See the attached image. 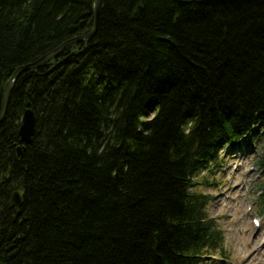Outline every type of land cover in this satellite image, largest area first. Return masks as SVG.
Listing matches in <instances>:
<instances>
[{"label":"trees","instance_id":"obj_1","mask_svg":"<svg viewBox=\"0 0 264 264\" xmlns=\"http://www.w3.org/2000/svg\"><path fill=\"white\" fill-rule=\"evenodd\" d=\"M94 3L0 0V113L20 67L91 33ZM27 110L36 138L18 160ZM252 135L264 136V0H102L95 35L12 91L0 264H203L222 243L208 190ZM258 187L264 214V176Z\"/></svg>","mask_w":264,"mask_h":264},{"label":"rangeland","instance_id":"obj_2","mask_svg":"<svg viewBox=\"0 0 264 264\" xmlns=\"http://www.w3.org/2000/svg\"><path fill=\"white\" fill-rule=\"evenodd\" d=\"M240 148L230 153L233 159L225 163L217 177L220 184L208 190L214 194L208 214L222 232L219 251L226 255L211 257L205 264H264V217L255 209L262 176L256 163L264 156V136L257 139L252 135L241 142ZM255 220H259L260 228Z\"/></svg>","mask_w":264,"mask_h":264},{"label":"water","instance_id":"obj_3","mask_svg":"<svg viewBox=\"0 0 264 264\" xmlns=\"http://www.w3.org/2000/svg\"><path fill=\"white\" fill-rule=\"evenodd\" d=\"M101 2H102V0H95V3H94V7H93L94 27H93L91 33H89L85 37L76 38V39H73L69 42L64 43L59 48H57L55 51L47 54L46 56H44L43 58H41L40 60H38L34 63L28 64L26 66L19 68L14 73V75L9 80V82L5 88V91H4L3 105H2V110L0 113V125L5 120L7 110H8V106H9L10 99H11L12 91L16 85V82L22 76V74H24L25 72L31 71V70L40 69L46 63L57 58L67 46L74 44V43H78V42L89 41L95 35V33L97 32L98 23H99ZM35 124H36V120H35L34 112L32 110H27L25 112L23 122H22V127H21V134L23 136V140L26 138L28 140L32 138V136L35 134ZM13 202H14V204L12 207H14L16 210H19L23 205L21 198H19L16 201L13 200Z\"/></svg>","mask_w":264,"mask_h":264},{"label":"bare ground","instance_id":"obj_4","mask_svg":"<svg viewBox=\"0 0 264 264\" xmlns=\"http://www.w3.org/2000/svg\"><path fill=\"white\" fill-rule=\"evenodd\" d=\"M83 37H85V36H83ZM77 38H81V37H77ZM74 39H76V38H74ZM73 40V39H72ZM71 41V40H70ZM69 42V41H68ZM83 42H85V41H83ZM78 43H80V42H78ZM74 44H76V43H74ZM72 45V44H71ZM21 68V67H20ZM10 80V79H9ZM9 80H8V82H9ZM8 82H7V84H8ZM7 84H6V86H7ZM6 88V87H5ZM10 101H11V99H10ZM9 106H10V103H9ZM9 106H8V109H9ZM8 111V110H7ZM156 110H152V109H150V110H147V114L146 115H144V116H142L141 118V122H140V125H139V127L137 128V130L139 131V134H141V138H143L144 139V137L143 136H148V135H150V136H154L155 135V131L154 130H152L151 129V127H150V125H149V123H150V120H152V118L153 117H155V115H156ZM126 129H124L122 132H120V134H123L124 132H126L125 131ZM128 131V130H127ZM35 133H36V124H35ZM36 134H34L33 136H32V138L31 139H24L23 140V136H22V134H21V127H20V129H19V132H18V137H19V142L17 143V146H16V151H15V155H16V158L18 159V160H20L21 158H23V156L27 153V151H28V148L29 147H31V146H33L34 145V142H35V138H36V136H35ZM143 135V136H142ZM136 136V135H135ZM138 136H140V135H138ZM141 138H139V137H136V139H132V140H128V138H127V142H129L128 144H129V146L130 145H138V143H140L141 142ZM36 145V144H35ZM35 147V146H34ZM33 147V148H34ZM116 148H117V146H115ZM129 152L130 153H132L133 151H131V150H129ZM225 167V164L224 163H222V168H224ZM26 195V189L24 188V187H20V188H18V190L17 191H15L13 194H12V196L10 197V199H9V204H8V206H9V209H11V208H14V207H12L13 206V204H14V202H13V200L14 201H16V200H18L19 198H21L22 199V204H23V198H24V196ZM15 209V208H14ZM21 209V208H20ZM20 209L19 210H16L15 209V213L16 214H19L20 213Z\"/></svg>","mask_w":264,"mask_h":264}]
</instances>
